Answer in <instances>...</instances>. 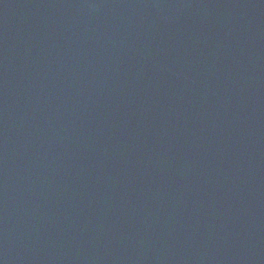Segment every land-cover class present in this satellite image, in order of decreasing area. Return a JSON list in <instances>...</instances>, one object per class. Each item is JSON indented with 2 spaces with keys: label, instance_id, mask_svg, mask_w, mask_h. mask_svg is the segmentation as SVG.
I'll return each mask as SVG.
<instances>
[{
  "label": "water",
  "instance_id": "water-1",
  "mask_svg": "<svg viewBox=\"0 0 264 264\" xmlns=\"http://www.w3.org/2000/svg\"><path fill=\"white\" fill-rule=\"evenodd\" d=\"M0 264H264V0H0Z\"/></svg>",
  "mask_w": 264,
  "mask_h": 264
}]
</instances>
